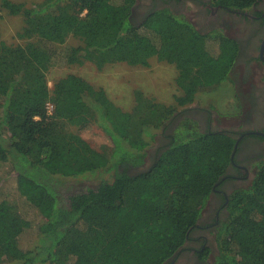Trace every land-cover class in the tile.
<instances>
[{
    "label": "trees",
    "instance_id": "16d2710c",
    "mask_svg": "<svg viewBox=\"0 0 264 264\" xmlns=\"http://www.w3.org/2000/svg\"><path fill=\"white\" fill-rule=\"evenodd\" d=\"M210 1L245 10L258 0ZM132 8L133 2L114 0H43L31 6L0 0L1 10L23 22L16 43L0 33V181L1 166L8 162L33 188L23 197L41 218L29 250L6 234L4 241L10 243L0 241V264H170L203 226L201 212L231 164L232 135L202 132L196 121L183 117L171 125L167 143L151 164L141 168L153 130L171 117L173 105L137 90L134 106L125 111L76 74L48 86L46 68L55 48L72 35L81 38L84 48L58 51L68 64L147 66L155 57L174 65L178 106L233 80L235 39L220 29L200 32L167 6L149 10L135 24ZM109 23L116 30L111 38ZM47 102L53 105L51 113ZM234 108L240 109L239 100ZM92 124L110 139L109 155L70 129ZM110 170L111 180L95 188L68 196L61 191L63 178ZM22 220L0 193V234ZM210 224L218 251L208 260L210 248H197L204 264H264V160L256 163L248 187L229 194L227 214L204 226Z\"/></svg>",
    "mask_w": 264,
    "mask_h": 264
},
{
    "label": "rangeland",
    "instance_id": "374dc122",
    "mask_svg": "<svg viewBox=\"0 0 264 264\" xmlns=\"http://www.w3.org/2000/svg\"><path fill=\"white\" fill-rule=\"evenodd\" d=\"M15 2L25 3L31 6L43 0H12ZM50 1V0H48ZM54 1V0H52ZM115 2H133V7L137 0H114ZM140 3L147 4L150 0H138ZM183 6H182V5ZM181 5L182 7H180ZM174 11L183 14L187 19L194 17V7L191 1H184L174 6ZM186 13L189 15L187 16ZM135 24H139V21ZM189 20V19H188ZM190 21V20H189ZM23 22L20 16H10L5 11L0 9V33L2 39L8 43H16V32L22 26ZM107 33L109 38L116 34V30L112 23L108 24ZM21 42V41H20ZM76 47L80 51L83 50L84 44L79 36H69L63 45H57L50 65L46 68V78L48 86L51 88L54 81L66 76L67 74H76L96 88H102L107 97L117 106L123 110H131L135 104L134 93L140 91L144 96L152 98L154 101L163 103L165 105H173L175 108L174 113L182 111L183 108L197 103L205 111L213 112L211 117L208 116V122L203 126V130L211 131L219 130L222 127L235 129L241 128L237 126L240 121L241 110L234 108L236 101L238 102L239 95L246 88V83L240 81V68L238 67L235 73L231 74L232 81L221 83L216 90L200 91L195 94L192 101L186 106H178L175 97L180 94V90L175 84L176 68L174 65L159 61L152 57L148 61L147 66L128 65L126 63H109L101 68H97L93 63L84 61L82 64L66 63L61 55H57L58 51H65L68 47ZM45 63L44 59L41 61ZM260 65L256 62L252 64L251 75L249 83L260 84L264 80L260 74ZM247 79V80H248ZM248 82V81H246ZM211 124L209 129L208 124ZM71 130L77 132L88 144L94 149L109 155L112 149V143L106 134L96 125L92 124L82 129L70 127ZM162 130H153V140L150 142L146 150L156 145L155 137L161 136ZM163 135V134H162ZM166 137V135H165ZM121 168V167H119ZM129 169V168H128ZM133 169H129L132 172ZM114 170L102 171L96 174H88L74 178H63L61 191L65 196L70 194L79 193L86 188H95L101 180H111ZM28 183L17 176L16 172L11 168L8 162L3 163L1 166V181L0 193L1 197L7 199L14 204L21 217L22 221L12 225L9 231L0 234V241L3 243H10L4 241L7 236L16 238L18 247L25 251L29 250L34 241L36 240L37 225L40 223L41 218L30 209L23 197V193L32 190L33 188L27 185ZM210 207H204L201 212V224H206L207 215ZM210 211H212L210 209ZM139 224L140 220H136ZM205 222V223H204ZM19 232V233H18ZM211 237V233H208ZM215 253H217V244L215 241ZM210 255L208 260H212L213 255Z\"/></svg>",
    "mask_w": 264,
    "mask_h": 264
},
{
    "label": "flooded vegetation",
    "instance_id": "af4514ba",
    "mask_svg": "<svg viewBox=\"0 0 264 264\" xmlns=\"http://www.w3.org/2000/svg\"><path fill=\"white\" fill-rule=\"evenodd\" d=\"M181 1L183 3L186 0H150L147 4L137 0L132 8L131 16L140 23L149 10L163 6L173 10L174 6ZM187 1L192 2L195 10L193 19H188L198 31L207 33L213 29H220L226 36L238 42V56L232 72L235 73L236 69L240 68V81L246 83V88L239 95L241 113L237 126L241 128L235 129L233 126L214 130V132L232 135L235 144L230 156L231 164L226 169V175L222 177V183H217V185L221 184L220 189L215 188L207 199L205 207H210L212 211L208 209L206 224H203L191 236L190 240H187L179 248L174 257L169 259L170 264H204L205 262L196 254L198 251L196 249L200 246L210 248L208 258L216 252L215 233L213 230V233L210 232L213 224L204 225L210 223L214 218L217 222L227 214L229 194L236 188L248 187L255 176L256 163L264 160V80L257 85L254 82L249 83L250 79H248L251 75L253 62L260 65L258 75L264 77V0H258L257 3L245 10L230 9L212 4L210 0ZM181 5L179 6L182 7L183 5ZM186 15L189 16L187 13ZM209 113L210 111H205L197 103L173 113L161 127L163 135L154 138L156 145L148 151L146 150L144 164L141 168L151 164L157 150L167 143L165 135L167 136L172 124L176 125L183 117H189L196 121L197 128L204 132L203 126L209 120ZM210 115L211 117L214 115L212 111ZM208 127L211 128L210 123ZM210 131L211 129L208 132ZM208 233L212 234L211 237Z\"/></svg>",
    "mask_w": 264,
    "mask_h": 264
},
{
    "label": "built area",
    "instance_id": "2783aa9c",
    "mask_svg": "<svg viewBox=\"0 0 264 264\" xmlns=\"http://www.w3.org/2000/svg\"><path fill=\"white\" fill-rule=\"evenodd\" d=\"M52 108H53V105L50 102H47L46 103V111H47V113H51Z\"/></svg>",
    "mask_w": 264,
    "mask_h": 264
}]
</instances>
